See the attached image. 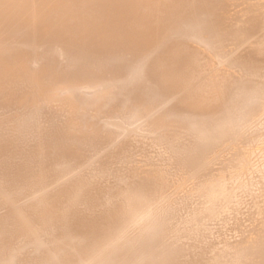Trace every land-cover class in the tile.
<instances>
[{"label": "bare ground", "instance_id": "6f19581e", "mask_svg": "<svg viewBox=\"0 0 264 264\" xmlns=\"http://www.w3.org/2000/svg\"><path fill=\"white\" fill-rule=\"evenodd\" d=\"M0 264H264V0H0Z\"/></svg>", "mask_w": 264, "mask_h": 264}]
</instances>
